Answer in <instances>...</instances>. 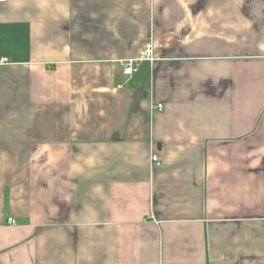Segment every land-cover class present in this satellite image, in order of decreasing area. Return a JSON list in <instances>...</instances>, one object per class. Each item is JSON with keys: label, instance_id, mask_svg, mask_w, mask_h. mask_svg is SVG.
<instances>
[{"label": "crops", "instance_id": "1", "mask_svg": "<svg viewBox=\"0 0 264 264\" xmlns=\"http://www.w3.org/2000/svg\"><path fill=\"white\" fill-rule=\"evenodd\" d=\"M0 264H264V0L0 4Z\"/></svg>", "mask_w": 264, "mask_h": 264}, {"label": "built area", "instance_id": "2", "mask_svg": "<svg viewBox=\"0 0 264 264\" xmlns=\"http://www.w3.org/2000/svg\"><path fill=\"white\" fill-rule=\"evenodd\" d=\"M7 0H0V4L5 3ZM146 53H147V60H149L150 62L153 61V57H152V48H151V44H148L146 46ZM121 68H122V73L125 76H132L134 73L137 72V65L136 62L133 60H129V61H125L123 63H121ZM156 111L157 112H162L163 111V106L162 105H158L156 107ZM151 165L154 168H159L161 166V162L159 160V157L156 154H152L151 155ZM7 223L11 226H15L16 225V221L14 219H8Z\"/></svg>", "mask_w": 264, "mask_h": 264}]
</instances>
